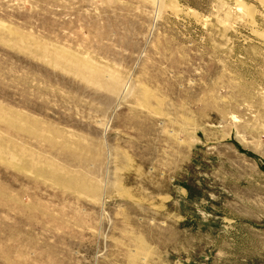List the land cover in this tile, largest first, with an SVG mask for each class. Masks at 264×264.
<instances>
[{"label":"rangeland","instance_id":"rangeland-1","mask_svg":"<svg viewBox=\"0 0 264 264\" xmlns=\"http://www.w3.org/2000/svg\"><path fill=\"white\" fill-rule=\"evenodd\" d=\"M0 264H264V0H0Z\"/></svg>","mask_w":264,"mask_h":264},{"label":"bare ground","instance_id":"bare-ground-1","mask_svg":"<svg viewBox=\"0 0 264 264\" xmlns=\"http://www.w3.org/2000/svg\"><path fill=\"white\" fill-rule=\"evenodd\" d=\"M12 43H13V42H12ZM19 45H20V44H19ZM28 48H29V47H28ZM61 53H63V52H61ZM58 54H59V53H58ZM64 54H65V53H64ZM51 55H52V54H51ZM51 55H50V56H51ZM54 55H55V54H54ZM54 55H53V57H54ZM68 57H69V56H68ZM60 58H61V57H60ZM58 59H59V57H58ZM62 59H63V61H65V59L63 58V55H62L61 60H62ZM66 60H67V58H66ZM49 61H50L51 63H55V62H57L56 59H54V58H50ZM63 61L61 62V63H62V69L67 70V71H68V70H71L70 67L67 66L68 64L65 65V63H70V61H69V62H66V61L63 62ZM63 63H64V64H63ZM70 64H71V63H70ZM70 64H69V65H70ZM59 66H60V65H59ZM72 66H73V65H72ZM72 66H71V67H72ZM75 66H77V65H74V67H75ZM74 67H73V68H74ZM78 67H79V66H78ZM78 67H77V68H78ZM74 69H75V68H74ZM76 70L79 71V70H83V69H80V68H79V69H76ZM85 70H86V68H85ZM85 70H84V72H85ZM74 72H75V71H74ZM82 72H83V71H82ZM78 74H80V73H78ZM84 76H85V75H84V73H83V75H81V78L84 79ZM79 77H80V76H79ZM85 77H86V76H85ZM87 77H88V76H87ZM94 78H95L94 75H89V77L87 78V80H88L89 82H90V81L92 82V81L94 80ZM20 118H22V117H20ZM24 118H25V117H24ZM22 124H23V123H22ZM20 125H21V124H20ZM17 126H18V125H17ZM14 127H15V125H14ZM21 129L24 130L23 127H20V130H21ZM31 168H32V169H35V167H34L33 165L31 166ZM52 177H53V176H52ZM55 177H56V176H55ZM56 178H57V177H56ZM56 178H55V179H56ZM52 179H53V178H52ZM59 179H60V178H58L57 180L59 181ZM64 180H65V179H64ZM55 181H56V180H55ZM56 182H57V181H56ZM60 182H61V180H60ZM66 183H68V182H66ZM70 183L73 184V182H69V184H70ZM64 184H65V183H64ZM64 184H63V185H64ZM75 184H76V183H75ZM75 184H74V185H75ZM83 185H84V184H83ZM78 186H79V185H78ZM79 187H80V186H79ZM83 189H84V188H83ZM91 191H92V190H91ZM93 195H94V194H93Z\"/></svg>","mask_w":264,"mask_h":264}]
</instances>
